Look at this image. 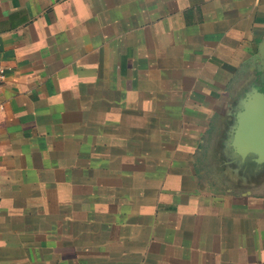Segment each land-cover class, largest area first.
Here are the masks:
<instances>
[{"label":"crops","instance_id":"obj_1","mask_svg":"<svg viewBox=\"0 0 264 264\" xmlns=\"http://www.w3.org/2000/svg\"><path fill=\"white\" fill-rule=\"evenodd\" d=\"M0 264H264V0H0Z\"/></svg>","mask_w":264,"mask_h":264},{"label":"water","instance_id":"obj_2","mask_svg":"<svg viewBox=\"0 0 264 264\" xmlns=\"http://www.w3.org/2000/svg\"><path fill=\"white\" fill-rule=\"evenodd\" d=\"M232 146L241 160L264 162V91L252 89L236 117Z\"/></svg>","mask_w":264,"mask_h":264},{"label":"built area","instance_id":"obj_3","mask_svg":"<svg viewBox=\"0 0 264 264\" xmlns=\"http://www.w3.org/2000/svg\"><path fill=\"white\" fill-rule=\"evenodd\" d=\"M7 73H8V68L4 66L3 63L0 61V85L4 82Z\"/></svg>","mask_w":264,"mask_h":264}]
</instances>
